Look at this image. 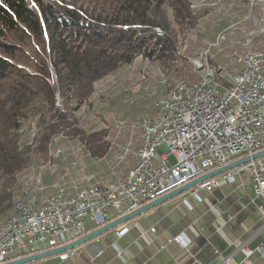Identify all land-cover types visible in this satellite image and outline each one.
I'll list each match as a JSON object with an SVG mask.
<instances>
[{"label": "trees", "instance_id": "obj_1", "mask_svg": "<svg viewBox=\"0 0 264 264\" xmlns=\"http://www.w3.org/2000/svg\"><path fill=\"white\" fill-rule=\"evenodd\" d=\"M199 19L188 0H0V214L13 209L33 157H52L56 135L77 137L92 157H105L108 130L86 132L74 111L98 80L138 56L169 76L180 38ZM191 73L189 80L202 76ZM36 116L39 131L25 140L19 130Z\"/></svg>", "mask_w": 264, "mask_h": 264}, {"label": "built area", "instance_id": "obj_2", "mask_svg": "<svg viewBox=\"0 0 264 264\" xmlns=\"http://www.w3.org/2000/svg\"><path fill=\"white\" fill-rule=\"evenodd\" d=\"M206 55L208 51L199 59L206 60ZM199 59L202 75H209L210 94H203L201 77L190 83L177 79L164 95V102L157 103L159 112L139 124L141 143L136 151L128 144L120 154L121 160L129 152L136 155L126 173L112 181L78 183L76 188L63 183L52 203L32 202L25 226L4 229L0 264L15 252L24 256L39 252L38 244L46 250L71 242L87 233L88 220L99 227L209 170L264 149V48L251 56L231 54L235 66L224 64L220 73H213L212 64ZM171 89H180V97L170 98ZM241 173L250 177L264 232V157L199 186L212 191L220 176L232 183ZM194 196L201 200L196 192ZM127 230L125 227L121 232ZM169 241L182 243L183 237L177 235ZM242 249L247 256L254 253L247 245ZM257 249L264 255V240ZM222 264H229V258Z\"/></svg>", "mask_w": 264, "mask_h": 264}, {"label": "crops", "instance_id": "obj_3", "mask_svg": "<svg viewBox=\"0 0 264 264\" xmlns=\"http://www.w3.org/2000/svg\"><path fill=\"white\" fill-rule=\"evenodd\" d=\"M124 132L130 134L128 129ZM108 139L112 146L103 158L92 157L84 146H79L77 150L70 147L66 153V176L57 175L52 181L88 184L94 182L87 180V172L91 169L95 173L102 172L101 176L92 173L99 177L96 178L99 181H112L123 176L136 159L131 165L120 166L115 163L125 143L121 144L112 135ZM136 142L138 147L141 142ZM50 154L55 155L53 149H50ZM75 161L78 163L74 164ZM100 167L105 170H98ZM80 168L83 170L79 171ZM220 178L219 185L212 191L199 185L187 190L182 193V197H179L180 194L170 198L67 251V257L56 254L28 264H222L227 258L229 264H263L264 260L255 256L256 248L264 240L263 219L257 207L259 202H253L254 192L251 196L244 190L248 186L246 179L251 182L250 177L241 173L236 175V181L232 183L225 181L222 176ZM200 190L211 193L212 198L204 203ZM195 192L201 200L194 196ZM191 195L195 198L193 202L188 198ZM86 226L87 232L97 228L89 220ZM125 227L128 230L122 233ZM177 235H182V243L169 241ZM246 245L254 250L251 256H247L242 249ZM43 248L40 251L45 250ZM20 254L12 253L9 260L22 257H17Z\"/></svg>", "mask_w": 264, "mask_h": 264}, {"label": "rangeland", "instance_id": "obj_4", "mask_svg": "<svg viewBox=\"0 0 264 264\" xmlns=\"http://www.w3.org/2000/svg\"><path fill=\"white\" fill-rule=\"evenodd\" d=\"M188 1L192 13L200 15V19L194 29L180 38L178 59L172 70L168 71L171 72L169 76L157 61L138 56L132 64L124 65L95 83V91L92 96L77 111H74L80 128L86 132L107 129L109 136H116L121 144L125 143L121 150L131 144L132 149L136 151L138 148L136 141H140L139 135L141 133L139 124L143 122V119H149L154 112L156 113L155 104L168 91L169 78L190 79L185 76H190L191 71V75L198 77L202 72H197L196 69H199V66H197L196 60L206 51L209 53L206 56L211 64L217 66L227 64V66L234 67L235 60L231 59V54L246 49L264 48V0ZM199 60L201 62L206 61L204 59ZM62 101L63 98L60 95L57 96V105L62 106ZM63 108V111H66V107L63 106ZM37 119L38 116L31 117L23 125L25 140L34 139L39 131ZM132 124L136 125L135 130L130 128ZM126 129L130 130V134L124 132ZM117 133H120V138ZM79 146H84V144L77 137L73 138L64 134L56 135L50 144L55 155L51 154L52 157L47 159L42 156H34L30 167L20 174V190L17 200L21 193L35 191L40 185L45 186L48 191H53L54 184L61 182L52 181V179H56V176L61 174L66 176V153L70 151V147L77 150ZM83 148L85 149V147ZM163 151L164 149L160 148L159 152L162 153ZM119 156H117L115 163L120 166L131 165L134 158L136 159L134 152H129L122 160L119 159ZM170 159L175 161L173 155L170 156ZM102 169L103 167L98 168V170ZM91 170L87 172V180L95 181L98 177L95 174L101 176L102 172L97 171L99 173H95V170ZM246 181L248 186L244 187V190L252 196L251 182L249 179ZM74 183H69V186L71 187ZM199 193L205 201L204 203L207 202V199L212 198L211 193L207 191L200 190ZM188 198L192 202L195 199L192 195ZM10 211L12 212L13 209L5 214H0V220H2L0 225L11 214ZM38 246L39 248L44 247L41 244ZM255 256L264 260V255L257 248Z\"/></svg>", "mask_w": 264, "mask_h": 264}, {"label": "water", "instance_id": "obj_5", "mask_svg": "<svg viewBox=\"0 0 264 264\" xmlns=\"http://www.w3.org/2000/svg\"><path fill=\"white\" fill-rule=\"evenodd\" d=\"M264 157V149H261L259 151H256L252 154L249 155H245L243 157H240L238 159H235L225 165H222L220 167H217L215 169L209 170L197 177H195L194 179L190 180L189 182L175 188L172 189L168 192H166L165 194L161 195L160 197L149 201L141 206H139L138 208L124 214L121 215L111 221H108L107 223L93 229L92 231H89L87 233H85L84 235L80 236L77 239H74L71 242H68L66 244L57 246V247H53L50 249H46L43 251H39L37 253L34 254H30V255H26V256H22L19 258H15V259H11L8 261H5L1 264H28L31 263L32 261H35L37 259H41L44 257H48L51 255H56V254H62L65 253L69 250H72L78 246H80L83 243H86L96 237H98L99 235L114 229L128 221H130L131 219L137 217L138 215L142 214L143 212L159 205L160 203L173 198L177 195H180L184 192H186L187 190H190L196 186H198L199 184H201L202 182L214 178L216 176H219L221 174H224L228 171L234 170L235 168H238L244 164H247L249 162H251L252 160H256L259 158H263Z\"/></svg>", "mask_w": 264, "mask_h": 264}, {"label": "bare ground", "instance_id": "obj_6", "mask_svg": "<svg viewBox=\"0 0 264 264\" xmlns=\"http://www.w3.org/2000/svg\"><path fill=\"white\" fill-rule=\"evenodd\" d=\"M260 49L262 48L246 49L241 52H236L235 54H239L240 56H251L252 53L260 51ZM206 64H211L207 56H206ZM197 66H199V64ZM221 70H222V65L217 66V65L212 64L213 73H220ZM190 82L191 80L189 79H182V83H190ZM201 85L203 88V94H210L211 83L209 81V75L201 76ZM179 97H180V89L170 90V98H179ZM162 102H164V97L160 99L157 103H162ZM157 103L155 104L156 113L159 112V105ZM19 131L20 133H23L24 127L22 126ZM63 183L54 184V190L52 189L53 191H48L46 190L45 186L40 185L35 190L36 192L26 191V192L21 193L19 195L18 200L16 201V204L14 205L13 211L7 217V219L2 223V225H0V237L4 236V229L21 228V226H25L29 218V209L32 208V202L52 203L53 199L56 197V192H60L62 190ZM77 186H78V183H74L71 185V187L69 186V188H76ZM55 189H58V190H55ZM14 216H15V219H13Z\"/></svg>", "mask_w": 264, "mask_h": 264}]
</instances>
